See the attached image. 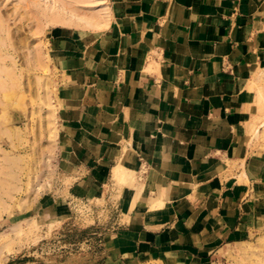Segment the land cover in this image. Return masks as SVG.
<instances>
[{
    "label": "crops",
    "instance_id": "obj_1",
    "mask_svg": "<svg viewBox=\"0 0 264 264\" xmlns=\"http://www.w3.org/2000/svg\"><path fill=\"white\" fill-rule=\"evenodd\" d=\"M103 3L53 50L70 194L119 211L105 264H234L264 233V0Z\"/></svg>",
    "mask_w": 264,
    "mask_h": 264
},
{
    "label": "rangeland",
    "instance_id": "obj_2",
    "mask_svg": "<svg viewBox=\"0 0 264 264\" xmlns=\"http://www.w3.org/2000/svg\"><path fill=\"white\" fill-rule=\"evenodd\" d=\"M65 1L81 13L102 11L100 0ZM61 6V0H0V25L7 29L2 36L14 55L13 90L0 88V167L12 175L0 170V264H105L106 240L119 216L106 197L70 194L75 179L58 156L53 39L63 26L44 23ZM35 50L45 67L37 65ZM260 126L264 143V114ZM120 176L126 177L124 168ZM234 264H264V233L242 248Z\"/></svg>",
    "mask_w": 264,
    "mask_h": 264
},
{
    "label": "bare ground",
    "instance_id": "obj_3",
    "mask_svg": "<svg viewBox=\"0 0 264 264\" xmlns=\"http://www.w3.org/2000/svg\"><path fill=\"white\" fill-rule=\"evenodd\" d=\"M62 1V6L60 9H57L56 11H52L50 14L47 15V19L45 21V26L47 25H56V24H64V25H76V26H88V27H93V26H99L100 24H102V18L104 16L105 13H107L106 11V5L103 3L104 1L103 0H100V4H102V11L99 12L98 14H95V13H90V14H87V13H81L79 12V10L76 9V7L72 4V2H67L65 0H61ZM71 4V8L68 9L69 5ZM105 12V13H104ZM105 20V19H103ZM5 24V23H4ZM3 23H1L0 25V46L2 47V49H0V88H2L4 91L7 90V89H11L10 86H13L14 84V55H13V52L10 51V48L9 47H6V41L4 40V36H2V32H6V26L4 25ZM106 26V25H105ZM4 35V34H3ZM4 37V38H3ZM6 39V38H5ZM5 41V42H4ZM9 41V39H8ZM8 44V43H7ZM12 45V44H11ZM5 51V53L1 52V51ZM37 50L34 51V53L36 54ZM39 52V51H38ZM37 52V53H38ZM38 57H37V60H38V63L37 65L38 66H41L43 67L44 66V61L42 60V55H40V52L37 54ZM32 58V57H31ZM2 60H4L5 62L3 63H6V64H3L2 63ZM34 60V59H33ZM45 60V59H44ZM10 61V62H9ZM10 63L11 65L8 66L7 63ZM47 65V64H45ZM7 66V67H5ZM45 67V66H44ZM41 70L43 68H40ZM45 70V69H44ZM7 80L10 82V84L7 82ZM13 90V89H11ZM46 90V89H45ZM48 92V91H47ZM47 102V100H46ZM49 103V101H48ZM6 129V128H5ZM7 133L10 134H13V131L10 130V129H6ZM17 134V132H16ZM15 136V135H14ZM7 157V156H6ZM12 158V157H11ZM10 159V158H9ZM8 159V160H9ZM14 159V158H13ZM17 161V160H16ZM8 162V161H7ZM1 163V162H0ZM11 166V165H10ZM8 169V167H7ZM10 169V168H9ZM123 169V167H117L115 168L114 170V175L118 176V174L121 172V170ZM0 170L4 172V170H6L4 168V166L1 168L0 167ZM0 171V172H1ZM11 175L10 171L6 170L4 175L7 173ZM3 174V173H2ZM8 174V175H9ZM12 176V175H11ZM10 177V176H9ZM121 177V176H120ZM13 178V177H12ZM11 178V179H12ZM8 183L10 182H7V185ZM14 183V182H13ZM1 185V184H0ZM6 185V184H5ZM6 185V188L8 189ZM12 186H10V188L12 187V189L14 190V184H11ZM1 188V187H0ZM12 189H9V190H12ZM8 190V191H9ZM12 190V191H13ZM7 191V192H8ZM4 192V191H3ZM10 194V193H9Z\"/></svg>",
    "mask_w": 264,
    "mask_h": 264
}]
</instances>
